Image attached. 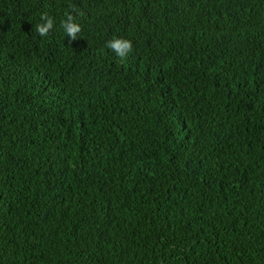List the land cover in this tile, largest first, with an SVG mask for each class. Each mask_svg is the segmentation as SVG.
I'll return each instance as SVG.
<instances>
[{"label":"trees","instance_id":"1","mask_svg":"<svg viewBox=\"0 0 264 264\" xmlns=\"http://www.w3.org/2000/svg\"><path fill=\"white\" fill-rule=\"evenodd\" d=\"M0 264H264V0H0Z\"/></svg>","mask_w":264,"mask_h":264},{"label":"clouds","instance_id":"2","mask_svg":"<svg viewBox=\"0 0 264 264\" xmlns=\"http://www.w3.org/2000/svg\"><path fill=\"white\" fill-rule=\"evenodd\" d=\"M73 12L77 11L70 5ZM41 23L36 24L35 30L41 37H47L54 27V20L47 13L41 14ZM60 27L67 37L75 41L81 32V26L76 23L75 16L70 12L65 19L60 22ZM106 47L116 54L121 60L126 59L133 51L132 41L122 37H116L106 42Z\"/></svg>","mask_w":264,"mask_h":264}]
</instances>
